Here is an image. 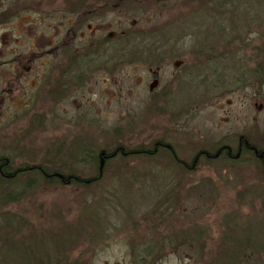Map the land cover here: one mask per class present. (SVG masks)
<instances>
[{
    "label": "rangeland",
    "instance_id": "1",
    "mask_svg": "<svg viewBox=\"0 0 264 264\" xmlns=\"http://www.w3.org/2000/svg\"><path fill=\"white\" fill-rule=\"evenodd\" d=\"M25 1L34 0H0V11L18 8L0 15L14 29L7 45L18 55L31 51L32 40L51 33L54 25L53 14L25 11L24 6L31 5ZM165 2L153 6L139 0L138 11L124 16L108 13L105 21L110 31L117 32L156 28L155 37L169 42L175 55L186 52L191 58L198 57L196 63L188 60V82L173 95L174 105L187 103L186 115L174 111L172 119L186 124L185 154L176 156L190 164L196 148H212L234 129L239 132L252 115L258 120L264 115L252 107L250 88L243 85L255 64L250 56L260 49V39L264 40V0H225L221 7L220 0H167L160 9ZM42 5L52 6V0H44ZM132 21L136 26L129 28ZM122 77L124 91L118 96L113 81ZM94 81L92 108L85 106L72 114L67 110L66 116H61L65 119L71 114L77 118L75 125H46L43 131L14 122L9 126L2 103L0 150H6L10 135L18 142H12V148L26 154L0 156H6L14 168L54 164L86 177L95 174L92 155L117 146L129 151L139 148L134 118L143 112L137 110L140 104L131 95V72L125 70L109 78L106 89L99 78ZM158 114V123L164 125L166 115ZM80 119L96 125L87 128V122ZM145 136L140 141L148 146L149 137ZM59 146L75 153L52 154ZM251 170L218 157L200 160L185 175L167 154H156L151 158L116 156L104 163L102 179L87 188L45 186L31 175L37 179L36 186L23 192L18 188L27 177L21 176L12 195L22 196L12 207L0 204V216L7 218L6 213L12 211L22 219L29 218L31 232L42 235L32 248L39 256L26 260L21 247L3 248L0 264L53 261L60 245V264H264V186L261 176ZM25 230L22 222L16 235ZM90 233L95 240L87 241ZM28 237L22 236L24 241ZM147 247L150 255L142 252Z\"/></svg>",
    "mask_w": 264,
    "mask_h": 264
},
{
    "label": "flooded vegetation",
    "instance_id": "2",
    "mask_svg": "<svg viewBox=\"0 0 264 264\" xmlns=\"http://www.w3.org/2000/svg\"><path fill=\"white\" fill-rule=\"evenodd\" d=\"M42 1L44 0H34L33 3L25 1L31 5H25L24 10L53 14V29L51 33L39 34L38 39L32 40L33 49L27 54L12 52L7 44L14 29L5 19L0 18V107L5 103L3 111L9 126L14 122L17 126H29L43 131L46 125H75L77 118L73 119L71 114L83 107L85 109V106L90 109L93 106L91 87L96 84L94 78H99L100 84L106 89L109 78L114 79L115 75L129 70L133 75L134 91L131 95L136 99L137 105L140 104L137 110L143 112L134 118L139 148L129 151L124 146H117L109 153L100 151L98 154H168L180 165L175 168L185 175L189 170H194L200 160L220 157L253 169L252 172L261 176L264 186V115L259 120L252 115L239 128V132L234 129L230 137L216 142L212 148H196L191 153L195 156L190 164L176 156L185 154L184 142L186 144L189 136L186 124L182 120L172 119L174 111H181L179 115H186L187 103L174 105L173 95L180 85L188 82L191 68L188 60L192 59L196 63L199 59L197 56L189 57L186 52L181 56L175 55L173 48L168 46L169 42L155 37L158 32L153 30L156 28L147 31H110L105 16L113 12L122 16L134 13L139 10V0H52V6H43ZM146 1L153 6L166 1L160 9L167 4V0ZM17 9L4 8L0 15L12 14ZM120 24L121 22L116 23ZM135 26L136 21H132L129 28ZM17 29L20 30L19 27ZM258 47L260 49H255L254 55L250 56L255 64L250 67L249 79L243 85L250 88L252 107L264 113L262 38ZM232 52L235 53L234 47ZM143 73L146 75L143 76ZM124 82L123 77L113 81L118 87L115 95H123ZM237 85L235 81L234 86ZM239 86L241 88L242 84ZM87 95L89 98H86ZM67 110L71 114L68 118H61L66 116ZM157 114L166 115L164 125L158 123ZM79 122H87V128L96 125L94 121L83 119ZM117 132L120 138L121 132ZM144 135L149 137L148 146L141 144L140 139ZM12 142L18 143L9 135L6 150H0V154H26L23 150L12 148ZM33 153L44 154L38 151ZM51 153L75 152L60 150L59 146ZM102 170L98 169L99 177ZM183 243L184 241L181 242Z\"/></svg>",
    "mask_w": 264,
    "mask_h": 264
},
{
    "label": "trees",
    "instance_id": "3",
    "mask_svg": "<svg viewBox=\"0 0 264 264\" xmlns=\"http://www.w3.org/2000/svg\"><path fill=\"white\" fill-rule=\"evenodd\" d=\"M220 7L224 5L225 0H220ZM224 1V2H223ZM104 153H109L111 150L104 149ZM168 155V154H167ZM116 156L121 157H149L151 158L152 155L149 154H103L102 158L104 160V163L106 164L108 161L112 160ZM168 158L171 160V162L175 165V167H179L175 160H173L170 155H168ZM9 159L6 156H0V204H3L4 206L10 207L12 203L18 202L22 194H13L12 190L16 188V184L18 186V178L21 176L27 177L25 181H22L23 184L21 189L23 192H31L33 188L36 186V180L30 178L31 175H35L39 179L42 180V183H44L45 186H69V187H82L87 188L89 186H92L94 184H97L101 179L102 175L99 177L98 169H99V161H100V154L92 155L91 160L94 163V170L95 174L91 176H82L78 172H72L71 170L63 171L62 168L56 167L54 164L50 167L46 166H31V165H20L17 167H12L11 162L9 161V164H7V161ZM104 170V165L103 168ZM190 171V170H189ZM59 174L62 176V178H58L57 175ZM15 192V191H14ZM17 193V192H16ZM12 207V206H11ZM7 218L0 216V249L3 248H18L21 247L24 249L23 252V258L26 260L31 259V257H38L39 255H36V253L32 252V248H34V243H36V240L41 238L42 235L40 233L31 232L32 230L28 228V221L29 218L22 219L19 216H16V214L6 213ZM9 218V219H8ZM22 222H24L26 226V230L22 231L21 235H16L18 229V232H21L22 229ZM35 233V234H34ZM80 233H78L79 235ZM28 236L27 241H24L26 238H22V236ZM47 235V234H44ZM81 236V234H80ZM20 237V239H19ZM79 237V236H78ZM77 237V238H78ZM22 238V239H21ZM94 238V239H93ZM93 241L95 240L94 234L90 233L88 234L87 241ZM229 241V240H228ZM63 248L61 245L58 246ZM56 249V253H54L55 260L48 261L46 263L42 264H60L59 259H57V256L60 255V249ZM150 248L147 247L144 250H142L144 255H150ZM241 250L239 249V252ZM235 253V252H233ZM42 255V254H41ZM31 260L26 262V264H30ZM35 264V263H32ZM78 264V263H75Z\"/></svg>",
    "mask_w": 264,
    "mask_h": 264
},
{
    "label": "water",
    "instance_id": "4",
    "mask_svg": "<svg viewBox=\"0 0 264 264\" xmlns=\"http://www.w3.org/2000/svg\"><path fill=\"white\" fill-rule=\"evenodd\" d=\"M102 156H103V154H100V161H99V168H100V170L103 168V165H104V160H103ZM55 176H57L60 179L62 178V176H60L59 174H57Z\"/></svg>",
    "mask_w": 264,
    "mask_h": 264
}]
</instances>
